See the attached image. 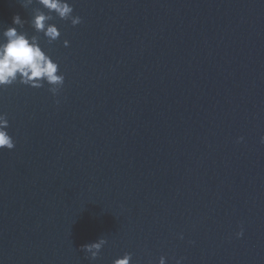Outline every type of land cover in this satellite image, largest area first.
Wrapping results in <instances>:
<instances>
[{"label":"water","instance_id":"95a60500","mask_svg":"<svg viewBox=\"0 0 264 264\" xmlns=\"http://www.w3.org/2000/svg\"><path fill=\"white\" fill-rule=\"evenodd\" d=\"M22 2L65 80L0 91V264H264V0H68L52 44Z\"/></svg>","mask_w":264,"mask_h":264},{"label":"clouds","instance_id":"9594fccd","mask_svg":"<svg viewBox=\"0 0 264 264\" xmlns=\"http://www.w3.org/2000/svg\"><path fill=\"white\" fill-rule=\"evenodd\" d=\"M27 2L32 3V0ZM20 3L22 7L26 6L22 0ZM38 3L41 7L31 17L30 25L36 33L43 35L48 44L60 37L57 26L49 21H69L73 27L81 23V18L73 15L74 9L68 0H38ZM24 23L19 15H15L12 18V26L0 33V91L14 84L33 89H40L46 84L55 97L56 88H62L65 77L63 74H57L59 65L42 49L38 36L30 37L26 32L18 31ZM63 46L68 47L69 42L64 40ZM8 128L7 116L0 113V150L11 151L15 147ZM259 142L264 144V136L260 137ZM242 235L243 229L236 233V238L239 239ZM105 243L104 238H99L95 242L82 245L80 250L87 253L90 260H95ZM131 259V254L125 253L122 258L115 259L113 264H130ZM158 264H165L163 256ZM176 264H180V260H177Z\"/></svg>","mask_w":264,"mask_h":264}]
</instances>
